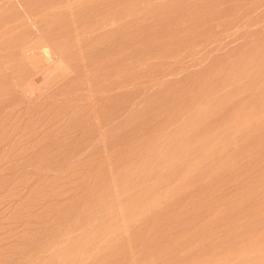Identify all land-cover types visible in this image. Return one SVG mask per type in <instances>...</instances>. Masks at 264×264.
<instances>
[{"label":"rangeland","instance_id":"1","mask_svg":"<svg viewBox=\"0 0 264 264\" xmlns=\"http://www.w3.org/2000/svg\"><path fill=\"white\" fill-rule=\"evenodd\" d=\"M0 264H264V0H0Z\"/></svg>","mask_w":264,"mask_h":264}]
</instances>
